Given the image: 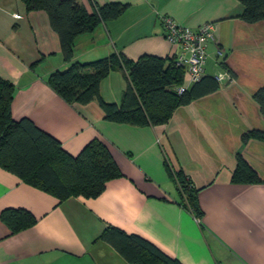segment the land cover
Masks as SVG:
<instances>
[{
    "label": "crops",
    "instance_id": "crops-1",
    "mask_svg": "<svg viewBox=\"0 0 264 264\" xmlns=\"http://www.w3.org/2000/svg\"><path fill=\"white\" fill-rule=\"evenodd\" d=\"M78 1L89 13L110 2L127 8L77 37L73 61L114 52L132 60L172 56L177 47L164 37L160 18L170 15L192 28L214 23L205 75L228 71L233 79L177 107L167 124L112 122L97 101L68 103L48 84L50 74L65 66L48 13L28 10L23 0H0V77L14 84L13 118L32 119L74 156L92 140L103 141L124 174L96 198L60 200L0 166V214L26 209L37 219L9 235L0 218V264H134L99 238L107 226L145 238L182 264H264V141L242 139L250 130L264 132L254 98L264 87V20L242 19L239 0ZM126 86L122 69L113 67L100 92L120 104ZM238 153L261 182L232 181ZM166 162L199 190L201 217Z\"/></svg>",
    "mask_w": 264,
    "mask_h": 264
},
{
    "label": "trees",
    "instance_id": "trees-1",
    "mask_svg": "<svg viewBox=\"0 0 264 264\" xmlns=\"http://www.w3.org/2000/svg\"><path fill=\"white\" fill-rule=\"evenodd\" d=\"M244 5L241 18L248 22L264 20V0H239ZM28 10H45L52 28L59 36L65 66L54 70L48 84L68 103L87 104L97 101L106 119L137 127L167 124L175 109L194 99L219 89L220 81L204 75L183 93L184 70L175 65L172 56L166 58L144 54L137 60L114 52L92 61H73V46L77 37L90 33L100 23L116 19L127 5L110 2L89 13L78 0H23ZM113 67H119L127 81L120 104L106 101L100 92L101 81ZM14 84L0 77V166L18 175L26 183L41 188L60 200L72 196L96 198L108 181L124 174L107 145L94 139L76 156L68 153L61 142L37 126L28 117L12 116ZM264 115V87L254 93ZM257 138L264 141V132L250 130L242 135L244 141ZM166 168L177 182L181 194L198 217V189L182 170ZM235 183L261 182L258 173L238 153L232 175ZM9 235L33 226L37 219L26 209H4L0 214ZM111 244L124 258L134 264H182L162 252L145 238L107 226L99 237Z\"/></svg>",
    "mask_w": 264,
    "mask_h": 264
},
{
    "label": "built area",
    "instance_id": "built-area-1",
    "mask_svg": "<svg viewBox=\"0 0 264 264\" xmlns=\"http://www.w3.org/2000/svg\"><path fill=\"white\" fill-rule=\"evenodd\" d=\"M19 17L18 14L14 15ZM161 22L164 29V37L168 42L177 47V51L172 55L175 65L184 70L189 76L188 85L176 87L178 93H183L193 83L199 81L205 75V66L208 59V45L214 38V23L204 22L198 28H192L178 23L170 15H161ZM219 54L222 50L219 49ZM220 82L233 79L228 71L220 72L216 75Z\"/></svg>",
    "mask_w": 264,
    "mask_h": 264
},
{
    "label": "rangeland",
    "instance_id": "rangeland-1",
    "mask_svg": "<svg viewBox=\"0 0 264 264\" xmlns=\"http://www.w3.org/2000/svg\"><path fill=\"white\" fill-rule=\"evenodd\" d=\"M184 85H188L189 84V76L187 73L184 74Z\"/></svg>",
    "mask_w": 264,
    "mask_h": 264
}]
</instances>
